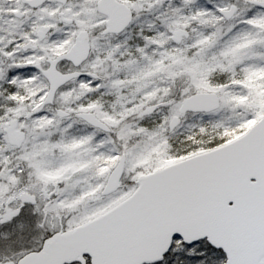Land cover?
Returning <instances> with one entry per match:
<instances>
[{
	"label": "snow or ice",
	"instance_id": "snow-or-ice-1",
	"mask_svg": "<svg viewBox=\"0 0 264 264\" xmlns=\"http://www.w3.org/2000/svg\"><path fill=\"white\" fill-rule=\"evenodd\" d=\"M0 264H264V0H0Z\"/></svg>",
	"mask_w": 264,
	"mask_h": 264
},
{
	"label": "flooded vegetation",
	"instance_id": "flooded-vegetation-1",
	"mask_svg": "<svg viewBox=\"0 0 264 264\" xmlns=\"http://www.w3.org/2000/svg\"><path fill=\"white\" fill-rule=\"evenodd\" d=\"M11 3V0H3V6L8 7Z\"/></svg>",
	"mask_w": 264,
	"mask_h": 264
}]
</instances>
